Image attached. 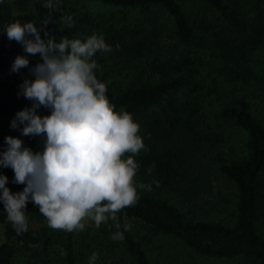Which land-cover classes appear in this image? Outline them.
Segmentation results:
<instances>
[{
    "label": "trees",
    "instance_id": "obj_1",
    "mask_svg": "<svg viewBox=\"0 0 264 264\" xmlns=\"http://www.w3.org/2000/svg\"><path fill=\"white\" fill-rule=\"evenodd\" d=\"M89 1L59 0L52 12L45 0H21L17 11L0 0V152L12 136L2 126L32 104L1 76L2 67L13 74L3 62L11 68L26 56L18 75L41 62L9 41L5 25L32 21L57 42L96 33L112 47L93 57L97 78L115 110L140 126L146 150L134 157V181L152 190L138 188L135 205L83 242L75 231L29 222L18 236L0 203V264H89L93 252L94 264H161L162 247L187 264H264V0ZM0 174L11 192L23 190L11 168ZM134 226L144 232L134 235ZM117 231L122 241L111 238Z\"/></svg>",
    "mask_w": 264,
    "mask_h": 264
},
{
    "label": "clouds",
    "instance_id": "obj_2",
    "mask_svg": "<svg viewBox=\"0 0 264 264\" xmlns=\"http://www.w3.org/2000/svg\"><path fill=\"white\" fill-rule=\"evenodd\" d=\"M59 6V0L43 4L52 12ZM65 19L71 27L72 18ZM50 20L49 14L41 24ZM4 31L24 52L41 58L29 69L34 79L25 78L18 93L32 104L15 114L10 127L19 129L22 136L44 138L39 152L24 146L19 138H4L7 148L0 152V168H11L13 183L24 185L22 191L11 192L6 187L8 177L0 174V203L8 221L18 236L26 233L29 201L38 206L53 229L83 231L86 218L97 228L109 218L115 220L118 212L138 202V188L152 189L134 181L139 168L134 157L146 150L138 135L140 126L130 113L115 110L106 95V84L95 72V54L111 52L112 47L96 33L84 39L62 37L57 42L35 22L21 23L19 19L6 24ZM29 63L26 56L18 55L11 71L18 73ZM41 107L49 114H38ZM126 153L132 155L124 158ZM130 229V224L124 225V231ZM111 238L122 241L123 232L117 231ZM97 259L93 252L89 264Z\"/></svg>",
    "mask_w": 264,
    "mask_h": 264
},
{
    "label": "rangeland",
    "instance_id": "obj_3",
    "mask_svg": "<svg viewBox=\"0 0 264 264\" xmlns=\"http://www.w3.org/2000/svg\"><path fill=\"white\" fill-rule=\"evenodd\" d=\"M11 3L13 4L15 10L17 11V9H19V6L21 5V0H10ZM76 3L78 2L81 5H85V6H89V0H74ZM18 7V8H17ZM99 7V6H98ZM97 7V8H98ZM32 58L34 59H39L38 55H31ZM5 62L9 63L10 61H4L3 65L9 70V72L11 71V68H9L8 66L5 65ZM11 63V62H10ZM12 66V64H11ZM14 76H11L8 74V72L2 67L1 69V76L9 81H14L15 83L21 85L23 83V80L25 78L31 80L34 79L33 76L28 75L27 73L23 72L21 75H18V73H14L12 72ZM10 124H6L4 126H2V130H11L9 133L16 137V132L15 129H12L11 127H9ZM19 139L23 140V137L18 136ZM17 137V138H18ZM26 144H31L35 147H37L40 151H43V147H44V138L42 136H25V141ZM26 212L29 214V218H28V222L30 224H32V226H37V225H48V221L47 219L40 213L38 206H35L34 204H32L29 207H26ZM112 220L111 218L108 219V221ZM85 223V229L83 231H75L76 235L78 236V239L83 242V240H87L89 235L88 234H92V232L95 230L97 231L100 227H102L105 223H102L100 225L99 228H97L95 226V223L93 220H91V218H86L85 221H83ZM131 225V227L133 226L132 223H128ZM133 229V233L134 235L140 234L144 231H140L138 228H136L135 226L132 228ZM0 241H1V226H0ZM163 251L161 253H158L157 250H155V256L154 258L156 260H160L161 264H187V261H185V259L182 261V257L177 255L176 253H170V247H162ZM199 264H212L211 261H199ZM191 264H195V263H191ZM216 264H228V262H217Z\"/></svg>",
    "mask_w": 264,
    "mask_h": 264
}]
</instances>
